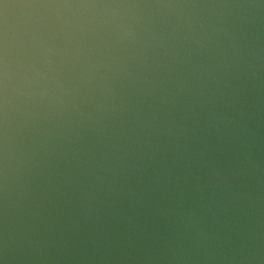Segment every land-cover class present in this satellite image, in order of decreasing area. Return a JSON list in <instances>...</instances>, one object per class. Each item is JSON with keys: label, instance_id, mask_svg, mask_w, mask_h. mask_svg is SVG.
<instances>
[{"label": "water", "instance_id": "obj_1", "mask_svg": "<svg viewBox=\"0 0 264 264\" xmlns=\"http://www.w3.org/2000/svg\"><path fill=\"white\" fill-rule=\"evenodd\" d=\"M0 264H264V0H0Z\"/></svg>", "mask_w": 264, "mask_h": 264}]
</instances>
